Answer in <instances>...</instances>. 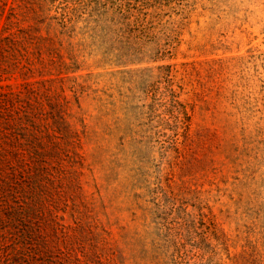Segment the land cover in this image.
Returning <instances> with one entry per match:
<instances>
[{"label": "rangeland", "instance_id": "374dc122", "mask_svg": "<svg viewBox=\"0 0 264 264\" xmlns=\"http://www.w3.org/2000/svg\"><path fill=\"white\" fill-rule=\"evenodd\" d=\"M52 5L72 17L68 163L103 262L264 264V0Z\"/></svg>", "mask_w": 264, "mask_h": 264}, {"label": "trees", "instance_id": "16d2710c", "mask_svg": "<svg viewBox=\"0 0 264 264\" xmlns=\"http://www.w3.org/2000/svg\"><path fill=\"white\" fill-rule=\"evenodd\" d=\"M53 1L0 0V264H107L99 249L110 231L80 201L81 173L68 163L80 133L66 81L78 103L85 85L63 37L72 17L52 14Z\"/></svg>", "mask_w": 264, "mask_h": 264}]
</instances>
